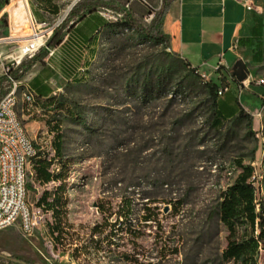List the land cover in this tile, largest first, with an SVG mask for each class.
Segmentation results:
<instances>
[{
    "label": "rangeland",
    "instance_id": "rangeland-1",
    "mask_svg": "<svg viewBox=\"0 0 264 264\" xmlns=\"http://www.w3.org/2000/svg\"><path fill=\"white\" fill-rule=\"evenodd\" d=\"M23 1L13 0L3 10L8 21L0 23L1 76L4 67L19 61L15 54L22 41L48 31L70 6L68 15L78 4L100 2L108 8L99 11L114 24L100 33L80 78L51 83L62 108L17 109L35 145L44 122H60L62 158L70 161L68 230L58 241L49 224L31 237L16 224L3 229L0 264H235L223 259V251L229 241L251 232L245 222L224 224L221 203L225 191L252 168L257 202L264 204V116L247 111L254 119L252 132L239 118L215 129L209 84L236 90L240 84L225 72L218 78L208 69L193 70L163 43L138 32L151 26L162 0H78L73 7L75 0H55L61 13L44 27L32 24L31 11L14 14ZM248 1L264 18V0ZM113 6L126 10L137 28L124 25ZM43 49L52 50L42 47L36 55ZM32 58L23 56L21 63L30 65ZM34 65L12 79L28 83L40 67ZM248 65L245 85L264 87V61ZM9 87L5 83L3 91ZM225 99L219 109L228 118L233 106ZM244 101L254 110L252 98L244 95ZM44 147L53 153L49 144ZM126 201L131 212L121 219ZM148 209L151 220L145 218ZM258 264H264V249Z\"/></svg>",
    "mask_w": 264,
    "mask_h": 264
},
{
    "label": "trees",
    "instance_id": "trees-1",
    "mask_svg": "<svg viewBox=\"0 0 264 264\" xmlns=\"http://www.w3.org/2000/svg\"><path fill=\"white\" fill-rule=\"evenodd\" d=\"M174 1L175 0H162V5L159 11L156 12L151 26L147 29H143L141 27L137 28L136 23L133 21L131 15L126 10L118 9L114 6L113 8L119 11L120 15L122 14L121 16H123L122 18L124 25L131 28H137L139 33L160 41L166 46L167 49H170L171 37L164 33L163 23L165 16ZM9 3L10 0H0V23H7L8 21V14L3 13V10L9 5ZM103 7L108 8L107 6L100 4V2H87L78 4L66 17L64 22L55 29L52 37L47 42V46L51 49L58 48L62 45V48L64 50L60 64L61 70L69 77H71L72 73L75 72L76 67L88 64V61H84V63L82 64L84 60L83 56L89 49H91L92 46H96L100 33L103 30L109 28L111 24H114L113 21H110L106 18L104 19L99 15V9ZM80 24H82V26H80ZM93 24L97 27H93ZM63 29H65L64 33ZM90 31H93L94 33L90 37L86 38L84 35ZM67 36L68 39L64 42L65 37ZM250 45L251 44L247 46ZM262 48L263 42L261 34L258 43L256 44L257 54L259 55V62H262ZM92 52H95V48L92 49ZM40 53L46 56L48 54V51L46 49H43L39 52V54ZM39 54L35 55L32 58V62L30 65H28L26 61H23L17 69H12L9 73L4 74V76L0 78V101L12 86L10 78L21 79L24 73L28 72V70L39 60ZM187 64L192 67L190 63L187 62ZM223 69L224 68L221 66L216 70V72L222 73ZM193 70L198 71V69L194 67ZM228 75H230L232 79L237 82L232 72H229ZM78 78H80L79 73L76 74L72 79ZM224 78H226V76H224ZM7 82L10 83V87L9 90L4 92V84ZM29 85L37 93V99L34 103L36 108H39L40 110L49 108H62V105L56 102L55 97H49V95L51 94V90L43 83V80L41 79V77H39V75L36 76L29 83ZM209 86L210 93L213 98V105L215 107L213 112L212 126L215 129L219 130L227 121L239 118L248 121L252 132L254 123L253 117L241 107L235 97H232L230 100L228 99L229 101L225 99L224 95L229 93L230 89L222 92L221 95L219 94V91H221V89L223 90L228 86L216 84H209ZM254 95L257 96L256 94ZM223 96L225 99V104H231L233 106V114L228 118L222 116L221 110L219 109V103L224 100L222 98ZM43 97L47 98L43 102H40V98ZM258 98L264 106V98ZM237 104L239 105V108L236 107ZM54 121L55 123H53V126L51 128L56 132V136L53 142L55 155L49 159V155L41 153L37 158L33 159L32 165L36 171L37 180H39L40 182L48 183L52 180L62 182L51 201H48L49 193L45 192L38 202L39 205L44 204L46 209L53 211L54 223L50 225V231L52 236H54V239L60 241L63 239V236H65V231L68 230V199L66 198V195L68 190L67 181L70 174V161L64 160L62 158L63 141L62 135L60 133V122L54 119H52L50 122ZM54 162H57L60 170L58 172L53 171V173H50L49 170ZM253 175V169L248 168L246 173L234 185L230 186L223 195V201L221 203L222 222L226 225L230 223L236 224L238 223V221L242 222L243 224L245 222L249 225L251 232V235L249 237H246L240 241L232 239L228 242L226 249L223 251V259L226 262L232 261L235 264H258L259 251L261 249H264V204L257 202L256 188L251 181ZM130 207L131 201H126L123 204L122 209L120 210L121 219H123V216L127 217L130 215ZM179 207L180 203L175 202V210H177ZM145 218L146 220L152 219L151 209H148V213L146 214ZM115 224L122 225L119 220H117ZM100 229V226H96L94 228V232H99ZM111 232L112 234H114V230ZM55 233H57V236H55Z\"/></svg>",
    "mask_w": 264,
    "mask_h": 264
},
{
    "label": "crops",
    "instance_id": "crops-1",
    "mask_svg": "<svg viewBox=\"0 0 264 264\" xmlns=\"http://www.w3.org/2000/svg\"><path fill=\"white\" fill-rule=\"evenodd\" d=\"M26 9L33 13L39 24H48L51 18L61 13L60 7L55 0H28ZM98 13L104 19L106 18L100 11ZM93 27L97 26L93 24ZM163 31L171 37L169 50L172 53L177 54L199 71L208 69L218 74V77L219 73L215 71L218 65L222 66L224 68L222 72L228 75L229 72H233V67L239 60H243L247 68L249 67L248 64L258 66L264 61V18L261 13L250 6L248 0H175L165 16ZM93 33V31H90L84 36L88 38ZM261 34L263 48L262 62H259L256 44ZM67 39L68 36L65 37L64 42ZM249 44L251 45L247 46ZM94 48L95 46H92L85 53L82 64L87 61V58L92 57V49ZM63 50L61 45L58 48H52L43 58H38L39 60L34 67H37L38 64L40 67L28 81L30 83L39 75L43 83L51 90L49 97H55L53 95L52 82L60 79L72 80L83 67V65L76 67L75 72L72 73V78L64 73L60 65ZM2 77L0 75V78ZM240 87V90L229 87V93H233V97L238 100L241 107L246 112H250V114H253L254 111H264V106L260 99L253 95L255 93L260 98H264V91L259 90V87L263 86L247 87L244 83V86L240 85ZM244 95L252 98L255 104L254 110L246 105ZM224 96L222 97L223 99ZM46 98H40V102H43ZM236 107L239 108V105L237 104ZM36 110L38 112L41 111L39 108H36ZM44 123L40 132V142L36 140V145L41 150L39 154H47L50 159L55 155L53 142L56 132L51 128L55 122L46 121ZM49 142L52 143L50 145L51 149H53L52 154L45 152L44 145H48ZM55 166H58L57 162H54L51 166L50 173H53ZM61 184V181L54 180L48 183L40 182L37 180L36 175L29 184L30 202L38 204L45 192L49 193L48 201H51ZM47 211L51 213L54 221L53 211L49 209Z\"/></svg>",
    "mask_w": 264,
    "mask_h": 264
},
{
    "label": "built area",
    "instance_id": "built-area-1",
    "mask_svg": "<svg viewBox=\"0 0 264 264\" xmlns=\"http://www.w3.org/2000/svg\"><path fill=\"white\" fill-rule=\"evenodd\" d=\"M9 4L12 6L13 0H10ZM22 5L26 8L28 0H24ZM66 15L59 18L45 33L40 32L43 33L41 42L28 46L24 56L34 57L42 47L47 48L48 38H51L55 29L64 22ZM31 22L39 27L47 25L39 24L35 18H31ZM2 41L0 39V43ZM20 64L21 60L16 61V64L9 63L4 67L5 74ZM220 67L218 65L215 71ZM10 80L12 86L0 101V231L16 224L24 237H31L38 229L43 230L48 224L54 223L51 213L44 205L33 204L29 200V184L36 176L32 161L38 157L41 150L29 136L17 112L19 106L22 107V112H30L34 108L37 93L29 83L22 84L12 78ZM261 84L264 85V81H261ZM228 89L229 87L221 89L219 94ZM258 116L263 118L264 111ZM48 144L52 145L51 142ZM59 170L58 166L54 167V171ZM255 178V175L251 178L254 186Z\"/></svg>",
    "mask_w": 264,
    "mask_h": 264
},
{
    "label": "bare ground",
    "instance_id": "bare-ground-1",
    "mask_svg": "<svg viewBox=\"0 0 264 264\" xmlns=\"http://www.w3.org/2000/svg\"><path fill=\"white\" fill-rule=\"evenodd\" d=\"M77 1H78V0H75L74 3H76ZM70 8H71V6L68 7V8L65 10L63 16H65V15L68 13V11L70 10ZM22 9H23L24 11H22ZM27 13H28V11H27V9L24 7V5H21V6L17 7V8L14 10V14H20V16H24V14H27ZM42 36H43V33H40V34L33 35V36L29 37V38L24 39V40L22 41V43H23L24 45H23L18 51H16V54H15V55H16V58H17L18 60H21V59L23 58V56H24L26 50H27V47L30 46V45L33 44V43H37V44H39V43L41 42V37H42ZM3 42H4V41H2L1 43H3Z\"/></svg>",
    "mask_w": 264,
    "mask_h": 264
},
{
    "label": "water",
    "instance_id": "water-1",
    "mask_svg": "<svg viewBox=\"0 0 264 264\" xmlns=\"http://www.w3.org/2000/svg\"><path fill=\"white\" fill-rule=\"evenodd\" d=\"M77 3V2H76ZM74 3L72 5V7L76 4ZM71 10V9H70ZM68 15V13H67ZM66 15V16H67ZM233 76L235 77V79L237 80L238 83H240L241 86H244V83L246 82V80L248 79V68L246 66V64L244 63L243 60H239L236 62V64L233 67V72H232Z\"/></svg>",
    "mask_w": 264,
    "mask_h": 264
}]
</instances>
